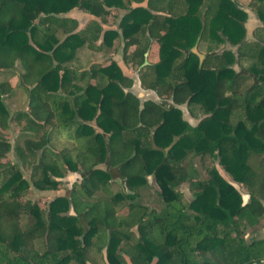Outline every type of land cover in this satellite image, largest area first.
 I'll return each instance as SVG.
<instances>
[{
	"label": "trees",
	"instance_id": "obj_1",
	"mask_svg": "<svg viewBox=\"0 0 264 264\" xmlns=\"http://www.w3.org/2000/svg\"><path fill=\"white\" fill-rule=\"evenodd\" d=\"M157 1L150 0L149 6ZM163 1L161 10L169 15L130 7L121 18L127 44L137 42L131 60L133 65L143 64L151 37L141 38L138 33L149 29L160 47L159 60L148 65L151 73L145 86L171 89L176 103L187 102L193 116L196 112L205 116L191 125L181 109L167 110L151 100L141 106L136 95L124 92L119 82L130 85L132 80L112 61L91 68L90 80L76 97L79 119L70 133L78 146L74 157L70 149L51 145L57 129L54 118L68 98L57 93L64 82L59 76L62 65L40 74L18 111H13V104L18 105L10 100L16 98L12 84L1 78L5 66L18 70L24 82L34 72L25 70L31 65L21 58L44 54L31 47L27 37L42 8L0 22V54L11 51L20 59L19 67L0 61V264H106V257L111 264H127L125 255L134 264H153L155 258V264L264 261V238L248 240L245 235V229L264 216V177L250 161L251 154L264 155V28L257 29L255 39L244 41L247 13L234 0ZM22 2L27 9L28 2ZM122 4V0H50L46 11L59 14L78 7L107 22L106 6ZM248 5L264 22V0H250ZM10 6V0H0V10ZM203 9L205 49L219 48L227 36L240 44L244 69L261 83L238 80L228 66L235 61L229 50L200 66L191 48L204 26ZM152 28L163 33L157 35ZM101 30L93 20L72 36L81 46L96 48ZM118 36L116 30H109L104 43L112 45ZM183 50L187 56L179 62ZM175 72L185 79L172 84ZM46 84L50 88L42 93ZM49 101L54 102V111H48ZM16 128L19 133L11 141L5 130ZM191 154L203 162L209 157L218 160L247 189L249 200L244 203L242 192L214 164L206 167L207 178L199 176L188 162ZM152 173L163 203L160 210L139 200V189L149 185L147 175ZM117 177L127 192L109 190V182ZM185 182L192 191L188 203L181 189ZM33 186L54 193L45 210L26 197ZM123 200H127L124 206ZM117 208L124 211L118 213ZM24 217L35 220L24 226Z\"/></svg>",
	"mask_w": 264,
	"mask_h": 264
},
{
	"label": "crops",
	"instance_id": "obj_2",
	"mask_svg": "<svg viewBox=\"0 0 264 264\" xmlns=\"http://www.w3.org/2000/svg\"><path fill=\"white\" fill-rule=\"evenodd\" d=\"M23 0H10V7H4L0 10V22L1 23H7L8 21H11L12 18L19 17L20 15H28L31 10V13L36 12L37 7H41V12L32 20L33 28H29L27 32L28 42L31 44V47L35 48L36 51H41L44 53L43 55H40L36 57L35 55H32L31 57H22L21 59L23 61H27V64L31 65V68L25 70L32 69L34 72L28 77V81L24 82L22 76L20 75L19 71L16 69L10 68V66H5L1 70V78L5 80H9L10 83L13 86L14 93L13 96L16 98L10 99L14 103H16L18 106L13 104L15 107H13V111H18L20 108L26 104L24 102L25 97L30 94L31 89L33 88L34 83L38 80L40 77V74L50 69L53 66H56L58 64H61V68L59 71V76L63 75V87L61 86L58 89V94L67 96V100L63 103L62 107L59 108L57 111V114L54 118L55 122L57 123L56 127L57 129L54 131L52 135V140H54V136L57 134V130L61 129L66 130L63 131V135L65 137L73 138L70 133L75 129V123L76 120L79 119V117L75 113V103H76V97L80 95L83 92V86L87 83V81L90 80V69L91 68H97L101 65H107L111 63L112 61H115L123 70V73L125 76L130 78L132 82L130 85H123L121 82L119 84L123 88L124 92L127 93H133L140 99L141 106L144 105L145 102L151 100L156 103L164 104L161 99V93L163 92L161 87L158 90L147 88L144 84V81L146 79V76L151 73V69L148 68V65L154 64L159 60V47L160 44L157 41V38L150 35V30H140L139 36L141 38L151 37L150 38V46L148 50L144 54V62L142 65L136 64L133 65V61L131 60V54L134 51V49L137 46V42H131L130 44H127L129 41L128 38H125L123 35L122 28L119 26L121 18L125 13H127L130 9L136 8V7H146L149 9V11L156 15H169L167 10H161L162 6L166 4L163 0H158L157 2H154L153 6H149L150 0H122L123 6L118 7L115 5L106 6L109 8L110 13L107 17V22H104L99 16L94 15L86 10L80 9L78 7H74L69 11L61 12L59 14H53L48 11H46V8L49 5L50 0H25L28 3L25 4L26 8L23 7V4L25 2H22ZM240 4L251 8L248 3L250 0H236ZM14 6V7H13ZM240 8V7H239ZM242 9V8H241ZM202 22H203V29L201 30V36L197 40L195 46L196 51L194 50V46L191 48L193 52L197 54V52H200L204 55H207L204 57L203 60L199 57V64L202 65L204 61L215 55H219L224 53L225 51L229 50L232 51L230 48L227 47V41L229 40V43L233 46H238V60L240 68L239 70H235V76L240 80L241 82L243 80H248L245 84H255V83H261L257 79V77L248 71H246L242 65V62L240 61L239 56V48L240 44H234L231 42V40L224 36L223 43L219 46V48L213 50V51H207L205 49V42L203 41L201 43V37L203 32L205 31V9H203L202 12ZM247 13V12H246ZM50 15H57L59 17H64L66 20L64 22L59 21L58 19L51 18ZM249 14L247 13V17L244 20V26L246 28L245 22L248 20ZM93 20H96L99 22L102 26V30L99 34V37L96 39V43L99 47H92L88 44H85L84 46H81L79 44V38H76L73 33L81 32L83 29H85ZM263 28L260 26H255L254 28V35L257 29ZM53 30V31H52ZM109 30H116L119 33V36L113 40L112 45H107L104 43L105 36L107 31ZM152 31L156 33L157 35L160 33H163L162 29L159 28H152ZM246 34H247V28H246ZM252 40V39H248ZM52 44H55L54 51L53 49H49L48 47ZM224 49L222 52L217 54H212L216 51ZM233 52V51H232ZM35 54V53H34ZM234 56L235 53L233 52ZM198 55V54H197ZM184 57H186V53L179 59V62H182L184 60ZM236 58V57H235ZM85 59V64H82V61ZM19 57L15 56L11 51L10 53H7L6 51H3L0 54V61L1 63H5L7 65H13L17 64L19 67ZM235 62V61H234ZM234 62L230 65L231 67ZM41 66V67H40ZM9 67V68H8ZM40 68V70H36ZM23 69V68H22ZM24 70V69H23ZM175 74H180V72H175L171 75L170 80H172V77L175 76ZM244 76H250V78L244 77ZM138 80V82H137ZM92 83H95V80H92ZM243 83V82H242ZM162 86V85H160ZM50 86L49 84H46L45 87H43L44 93L46 90H49ZM166 91V89H163ZM171 89H168V93ZM167 94V93H166ZM162 93V97L167 96ZM22 97L24 99L22 100ZM21 98V99H20ZM27 99V98H26ZM158 100V101H157ZM184 104V103H183ZM59 107V106H58ZM54 102L49 101L48 102V111L53 110L54 111ZM187 111L185 110L184 115L185 119L189 120H195V116H193L189 110V107L186 106ZM189 114V115H188ZM187 119V120H188ZM197 119V118H196ZM19 127V126H17ZM62 136V135H61ZM72 142H76L75 139H73ZM52 143V141H51ZM223 176V175H222ZM228 178V177H226Z\"/></svg>",
	"mask_w": 264,
	"mask_h": 264
},
{
	"label": "rangeland",
	"instance_id": "obj_3",
	"mask_svg": "<svg viewBox=\"0 0 264 264\" xmlns=\"http://www.w3.org/2000/svg\"><path fill=\"white\" fill-rule=\"evenodd\" d=\"M85 62L86 61L84 59L82 61V64H85ZM258 66H260V65L258 64ZM247 81L248 80L246 79V80H243L242 82L246 83ZM199 119L194 120L193 123H198ZM63 131H66V130H63ZM63 131L61 129L57 130V132H56L57 134L54 136V138H53L54 140H52L51 145L54 149H66V148L70 149L71 153L69 155L71 157H74L76 155V153H78L77 152L78 146H77L76 142H72L73 138L65 137V135H63V133H65V132H63ZM5 133H6V136L9 139H11V141H15L16 136L18 135L19 132H18V129L16 128V129L5 130ZM80 140L82 141L83 139L81 138ZM12 158H13V155L11 153L10 159H12ZM250 161H251V164L259 170L261 176L264 177V155L251 154ZM188 162L192 163V165L195 167V170L198 173V175L204 179L209 176L208 170L206 167L214 164L223 176L228 177V179L230 181L235 182L239 185V189L245 195V199L247 201L249 200L250 194L248 193L247 189L242 184L235 181L232 178V176L228 172L225 171V169L218 162V160L213 161V159L211 157H209L206 160V162H205V160L203 162V160H200L199 155L192 156V154H191ZM111 171L113 174H118L117 170L114 168H112ZM151 181H152L153 185H144L139 189V194H140L139 200L141 202L146 203L149 208H156V209L160 210L163 203H162L160 196L158 194L159 187H158L157 183L155 182L154 178ZM181 189H182L184 196H185V202L188 203L192 199V191L189 189L188 184L186 182L181 186ZM109 190L111 192H116V191L127 192L128 191L124 182L118 177L115 180H113L112 182L111 181L109 182ZM53 194H54L53 192L47 193V191L46 192L39 191L33 186L27 192L26 197L37 202L45 210L48 206V200L50 198H52ZM126 204H127V200H123L120 203V205H122V206H124ZM129 209L130 208L128 206L126 210L128 211ZM117 210H118V213H122L124 211V210H122V208H117ZM34 220H35L34 217H24L23 218V224H24V226H26V224L32 223V222H34ZM245 235H246V238L248 240H250L253 237L264 238V216L262 217V219L260 220V222L257 225H255L253 227L248 226L245 229ZM106 264H107V262H106Z\"/></svg>",
	"mask_w": 264,
	"mask_h": 264
},
{
	"label": "water",
	"instance_id": "obj_4",
	"mask_svg": "<svg viewBox=\"0 0 264 264\" xmlns=\"http://www.w3.org/2000/svg\"><path fill=\"white\" fill-rule=\"evenodd\" d=\"M234 1H235V3L237 4L238 7L244 9V10L249 14V18H248V20L245 22V25H246V28H247V34H246V37H245L244 41H245V40H248V39H255V37H254V28H255V26H256V27H257V26H260V27H263V28H264V22L259 18L258 14H257L252 8L246 7V6L242 5V4H240L239 2H237L236 0H234ZM200 36H201V33L199 34L198 39H199ZM226 41H227V47L230 48V49L235 53V57H236V58H235V62H234V64L231 66V68H234V69L237 71V70H239V68H240L239 60H238V50H237V48H238L239 45H237V46H233V45H231V44L229 43V40H228V39H226ZM193 48H194V50L196 51V46H195V45H194ZM224 49H226V48H222L221 50L216 51V52H214V53H211V54H209V55L220 53V52H222ZM197 54H198V56L200 57L201 60H203L204 57L207 56V55H204V54H202V53H200V52H197ZM137 82H138V80H137ZM157 101H158V100H157ZM154 129H155V128H154ZM175 139H177V137H176ZM167 150H168L167 148L164 149L165 152H166ZM224 177H225V176H224ZM225 178H226V177H225ZM226 179H227L229 182H231L236 188L239 189V185H238L237 183L230 181L228 178H226ZM239 190H240V189H239ZM242 196H243L244 203H246L247 200L245 199V195H244L243 193H242ZM249 196H250V195H249ZM125 258H126L127 264H134L133 261H132V259H131L129 256L125 255ZM156 260H157V259L155 258L154 261H153V264H155ZM106 262H107V264H111L107 257H106ZM253 264H264V261H262V262H258V263H253Z\"/></svg>",
	"mask_w": 264,
	"mask_h": 264
},
{
	"label": "flooded vegetation",
	"instance_id": "obj_5",
	"mask_svg": "<svg viewBox=\"0 0 264 264\" xmlns=\"http://www.w3.org/2000/svg\"><path fill=\"white\" fill-rule=\"evenodd\" d=\"M183 52H184V54L186 53V56H187V51L186 50H183ZM201 66V65H200ZM185 79V75L184 74H182V73H180V74H175V76H173L172 77V80H171V82H172V84H176V83H180V82H182L183 80ZM162 93H164V95L166 94L167 96H164L163 95V97H162V93H161V99H162V101H163V105L161 104V103H158L160 106H162L163 108H165V109H172V108H178V109H181V111H182V115H183V117L185 118V115H184V111L186 110L187 111V109H186V106H188V103L187 102H185L184 104L183 103H176L175 102V100H174V97H173V93L171 92V90H170V92L168 93L167 91H168V89H166V91L165 90H163L162 89ZM189 107V106H188ZM199 109V108H198ZM189 115V114H188ZM194 116H195V120H196V118L197 119H199V121H198V123L200 122V120L205 116V114H203V113H199V114H197V112L194 114ZM188 119V118H187ZM188 121H189V123L191 124V125H197L198 123H193V121H194V119L193 120H189L188 119ZM154 178V180H155V173H152V174H149V175H147V179H148V183H149V185H153L152 184V179ZM156 182V181H155Z\"/></svg>",
	"mask_w": 264,
	"mask_h": 264
}]
</instances>
